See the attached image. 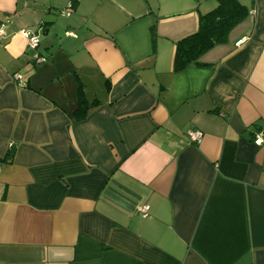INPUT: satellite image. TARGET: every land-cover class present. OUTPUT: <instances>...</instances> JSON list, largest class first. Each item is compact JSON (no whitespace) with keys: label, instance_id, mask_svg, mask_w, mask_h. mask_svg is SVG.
Instances as JSON below:
<instances>
[{"label":"crops","instance_id":"0c3cea01","mask_svg":"<svg viewBox=\"0 0 264 264\" xmlns=\"http://www.w3.org/2000/svg\"><path fill=\"white\" fill-rule=\"evenodd\" d=\"M217 1L0 0V264H264V0L173 70Z\"/></svg>","mask_w":264,"mask_h":264},{"label":"trees","instance_id":"16d2710c","mask_svg":"<svg viewBox=\"0 0 264 264\" xmlns=\"http://www.w3.org/2000/svg\"><path fill=\"white\" fill-rule=\"evenodd\" d=\"M247 12V8L237 0H218L214 8L200 14L197 29L175 43L173 70H181L191 63H197L204 52L223 43L229 30L245 17ZM82 90L79 83L77 105L72 112L73 120L84 118L88 108L96 104V100L88 101ZM13 152L14 148L9 147L4 160H11Z\"/></svg>","mask_w":264,"mask_h":264},{"label":"built area","instance_id":"2783aa9c","mask_svg":"<svg viewBox=\"0 0 264 264\" xmlns=\"http://www.w3.org/2000/svg\"><path fill=\"white\" fill-rule=\"evenodd\" d=\"M67 7H68V9L72 7L71 1H69L67 3ZM61 12L64 15L69 14V10H62ZM0 28L3 29V32L0 33V40H1L7 34V21L6 20H0ZM18 32L25 37L27 47L35 50V52L32 56V62L34 64L44 63L46 61V57L41 55L40 53H38L36 51V49L39 45V38H38L39 30L32 32V31H29L26 29H20V30H18ZM66 34L69 36H73V33L69 32V31L66 32ZM243 40H244V38L242 37V38L238 39L237 41H235L234 44L236 46H239L243 42ZM13 78L16 79L18 82H20L21 76L19 74H16L13 76ZM21 85H22V83H21ZM201 136H202V134L199 130H191L187 133V138L191 142H199ZM253 142L256 145H264V130H257L254 132ZM148 209H149V206L144 204L138 208V212L141 216L145 217L148 215Z\"/></svg>","mask_w":264,"mask_h":264},{"label":"rangeland","instance_id":"374dc122","mask_svg":"<svg viewBox=\"0 0 264 264\" xmlns=\"http://www.w3.org/2000/svg\"><path fill=\"white\" fill-rule=\"evenodd\" d=\"M38 35H39L40 39L43 38V34L41 33V31H39ZM59 36H62V33H60ZM45 57H46V59H48L47 56H45ZM89 68H90V70H86V71L78 73L79 78H80L79 79L80 82H78V83H80L82 85V89L84 91L83 96L86 99L90 98V101H93V100H96L97 97L101 94L102 84H101V82H99L97 74L90 64H89ZM64 77H65L64 81L62 82V79L59 76V78L61 79V82L63 84H65V88L68 91L69 84H71L73 82V80L70 79L69 76H66L65 74H64ZM94 97H96V98H94ZM62 104L66 105V107H68V108H71L69 103L62 102Z\"/></svg>","mask_w":264,"mask_h":264},{"label":"clouds","instance_id":"9594fccd","mask_svg":"<svg viewBox=\"0 0 264 264\" xmlns=\"http://www.w3.org/2000/svg\"><path fill=\"white\" fill-rule=\"evenodd\" d=\"M3 32V29L2 28H0V33H2Z\"/></svg>","mask_w":264,"mask_h":264}]
</instances>
